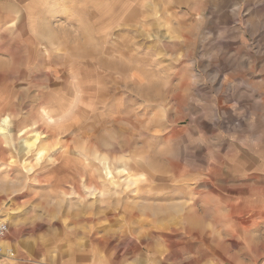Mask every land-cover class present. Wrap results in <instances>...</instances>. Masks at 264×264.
Returning <instances> with one entry per match:
<instances>
[{
  "label": "clouds",
  "instance_id": "clouds-1",
  "mask_svg": "<svg viewBox=\"0 0 264 264\" xmlns=\"http://www.w3.org/2000/svg\"><path fill=\"white\" fill-rule=\"evenodd\" d=\"M245 4L264 13L229 0ZM195 6L0 0V119L27 104L0 147V175L20 169L0 191V264H264V104L225 92L213 122L193 101L164 29Z\"/></svg>",
  "mask_w": 264,
  "mask_h": 264
},
{
  "label": "rangeland",
  "instance_id": "rangeland-1",
  "mask_svg": "<svg viewBox=\"0 0 264 264\" xmlns=\"http://www.w3.org/2000/svg\"><path fill=\"white\" fill-rule=\"evenodd\" d=\"M261 2L257 0V4ZM194 3L193 15L187 22L181 23L179 29L175 24L164 29L171 32L173 41H180L179 47L170 51V56L191 81L189 91L193 101L200 100L201 96L205 98L201 100V103H205L203 114L213 122L219 118L215 109L218 102L223 103L220 98L225 92L239 93L241 100L253 97L264 104V72L261 71L264 68V13L253 15L247 4L242 12L235 5L229 7V0H204L203 5L199 0H194ZM107 29L123 31L116 22L108 24ZM2 103L0 101V107ZM78 103L79 97L73 106ZM16 104L21 106L19 110L10 107L7 111L15 113L14 117L19 115V111L27 110L23 97ZM233 107L238 114L243 115L239 102ZM33 163L38 161L27 160L25 164ZM19 170L13 167L8 175H0V191L18 186L15 174ZM139 179L130 178L129 183H139ZM52 222L60 224L59 221ZM66 222L71 225V221Z\"/></svg>",
  "mask_w": 264,
  "mask_h": 264
},
{
  "label": "bare ground",
  "instance_id": "bare-ground-1",
  "mask_svg": "<svg viewBox=\"0 0 264 264\" xmlns=\"http://www.w3.org/2000/svg\"><path fill=\"white\" fill-rule=\"evenodd\" d=\"M12 109V108H10ZM71 109V108H70ZM14 115L15 113L13 112H8L6 113V119H0V147H3L4 145H9V148H11V146L15 143V141H13V139L16 137L17 135V127H16V123H14ZM64 115V114H63ZM62 115V116H63ZM62 116H56L51 112H43L41 114V119L46 120L47 122H49L51 124V121H56L55 125L57 127H61L63 126L64 122L62 121L61 117ZM74 116L72 110L69 113L68 119H70V117ZM73 119V118H72ZM71 120V119H70ZM16 140V139H15ZM32 144L36 147H39V143L37 141H32ZM42 152H46L47 148H42L41 149ZM97 159H101V161L107 165L108 160L107 157L105 156H101V155H97L96 157ZM41 159H43V157H41ZM27 162V160L22 159L20 161V163L24 166V167H34L35 163L33 164H25ZM137 181V179L135 180V182Z\"/></svg>",
  "mask_w": 264,
  "mask_h": 264
},
{
  "label": "snow or ice",
  "instance_id": "snow-or-ice-1",
  "mask_svg": "<svg viewBox=\"0 0 264 264\" xmlns=\"http://www.w3.org/2000/svg\"><path fill=\"white\" fill-rule=\"evenodd\" d=\"M70 111H71V109H69L68 111L64 112V115L61 117V119L64 122V124L70 122V119H68V116H69ZM51 123L52 124H55L56 121H51ZM41 155H44V153L42 152Z\"/></svg>",
  "mask_w": 264,
  "mask_h": 264
}]
</instances>
